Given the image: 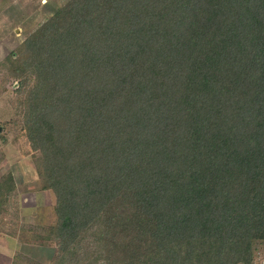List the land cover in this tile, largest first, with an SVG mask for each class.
<instances>
[{
    "label": "trees",
    "instance_id": "16d2710c",
    "mask_svg": "<svg viewBox=\"0 0 264 264\" xmlns=\"http://www.w3.org/2000/svg\"><path fill=\"white\" fill-rule=\"evenodd\" d=\"M2 65L50 264H262L264 0H64Z\"/></svg>",
    "mask_w": 264,
    "mask_h": 264
},
{
    "label": "rangeland",
    "instance_id": "374dc122",
    "mask_svg": "<svg viewBox=\"0 0 264 264\" xmlns=\"http://www.w3.org/2000/svg\"><path fill=\"white\" fill-rule=\"evenodd\" d=\"M63 2L5 0L0 10V177L12 174L17 184L0 211V264H50L53 258L54 246L39 244L37 227L52 222L56 197L51 190L42 189L31 147L20 126L4 124L13 118L10 99L19 83L11 80L8 90L3 91L7 70L2 62Z\"/></svg>",
    "mask_w": 264,
    "mask_h": 264
}]
</instances>
